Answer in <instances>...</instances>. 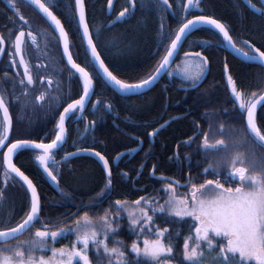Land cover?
<instances>
[{"label":"snow or ice","instance_id":"1","mask_svg":"<svg viewBox=\"0 0 264 264\" xmlns=\"http://www.w3.org/2000/svg\"><path fill=\"white\" fill-rule=\"evenodd\" d=\"M7 3L14 11L17 29L14 36L11 32L8 37L0 34V57L5 54L7 40L10 45L9 66L15 70V83L20 86V94L15 99L24 97L22 103L25 107L29 105L30 99L36 106H46L49 109L53 106L59 108L61 103L66 106L58 113L50 142H38L29 137L10 139L13 131L10 102L5 94L0 93V171L3 184L7 186L9 180L20 183L28 195L26 209L15 222L12 217L0 218V264H101V254L106 259V264H172L174 247L172 238L168 235L169 228L157 224V217L165 225H189V232L184 236L182 245L185 264H264V156L257 163L254 152L256 147L264 148V127L257 122L258 106L264 104V86L259 91L250 93L247 89L238 87L227 63L224 65L226 86L230 90L229 101L239 125L226 128L221 121L213 130L212 117L208 116V130L204 131L193 120L194 135L185 141V145L190 146L200 137L198 147L206 158L211 159L202 170V180H195L189 174L183 184L172 177H156L157 169L153 165L152 176L163 185V203L155 196L141 195L131 202L117 199L109 203L103 214L95 212L93 208L79 206L76 212L64 213L53 222L50 217L47 220L42 217L41 196L37 185L14 162V157L24 150H36L35 160L56 185L61 199L71 204L73 202L69 195L60 188V164L80 155L95 157L105 173V183L99 197L90 199H95V207H100L113 190V165L109 159L100 151L86 147L68 153L63 161L55 160V153L62 150L66 142V122L73 117L83 118L97 85L101 90L111 88L125 95L141 94L143 90L151 89L161 73L168 69L170 76L179 70L189 87L197 88L209 65V58L203 51H185L184 61L176 69L171 65L175 63L173 57L189 34L201 28H207L221 38L215 43L202 41L206 48L226 45L242 55L246 61L261 66H264V50L247 39L235 40L227 24L213 15L204 14L202 0H182V14L178 16L177 27L171 35L166 31L167 25L161 16L158 36L163 42V53L157 66L144 78L129 82L115 74V70L110 69L105 58H102V51L107 50V45L103 49L98 47L101 28L96 27L94 32L90 27L85 0H74V12L66 22H62L53 10L55 5L51 0H27L34 11L42 14L56 44L61 46L62 59L66 60L69 67V81L75 78L80 86L81 94L78 99H71V102L61 101L59 84L52 87V76L37 73L34 78V68H47L49 65L41 63L33 66L26 56L29 45L35 49L40 48L41 34L32 28L29 20L21 13L17 0H7ZM155 3L161 13L171 11L176 15L170 0H155ZM248 4L264 19V0H261L259 7L252 0H248ZM137 5L138 0H127V5L118 12L109 27L126 21L134 14ZM107 8L112 12L113 0H107ZM191 9H196L199 14H193ZM66 23L69 28H66ZM69 29H72L75 41ZM43 39L46 49L48 39L46 36ZM75 43L83 48L84 59L81 62L74 58L72 49ZM4 75L7 77L8 74L5 72ZM37 83L44 87L38 94L32 95V89ZM101 104L97 99L92 109L98 110L97 105ZM102 107L106 111H112L113 108L111 103ZM168 123L170 122L162 123L149 132L148 136L157 137ZM95 125L96 120L90 121L85 126V131L94 130ZM242 148L246 151H241ZM124 155L125 153H120L115 160L120 161ZM50 161L55 164V168ZM175 161L180 163L178 153ZM209 175L211 178H207ZM178 189L184 191L180 192ZM3 198V190L0 189V201ZM121 212L126 213L129 231L135 236L130 246L117 238L120 233ZM37 223L40 227H37ZM29 233L32 234L29 236ZM176 235L179 236V233ZM25 236L29 238L24 239ZM68 237L71 239L67 244L56 246L58 241ZM131 254L134 257L130 260Z\"/></svg>","mask_w":264,"mask_h":264},{"label":"trees","instance_id":"2","mask_svg":"<svg viewBox=\"0 0 264 264\" xmlns=\"http://www.w3.org/2000/svg\"><path fill=\"white\" fill-rule=\"evenodd\" d=\"M51 2L55 5L53 10L62 22H66L74 12V0H51ZM170 3L173 4L176 15H173L171 11L161 13L155 0H138L133 15L124 22L108 27L118 12L127 5V0H117L111 15L108 13L107 0H85L90 27L94 32L96 27L101 28L102 34L98 47L103 49V46L107 45V50L102 51V58H105V63L109 65L110 69H114L115 74L120 78L136 82L155 69L163 53V42L158 36L161 16L164 17V23L167 25L166 31L171 35L177 27L178 16L182 14L180 11L182 0H170ZM252 3L259 7L261 1L252 0ZM17 5L36 32H40L43 27L49 28L45 19L28 4L17 0ZM201 7L204 9V14L213 15L227 24L231 28L235 40L247 39L264 50V19H261V15L247 9L241 0H203ZM191 12L199 14L196 9H191ZM15 20L14 12L3 0H0V32L8 30V35L11 32L14 36L17 29ZM65 26L69 28L68 23ZM69 30L73 41H75L72 29ZM217 39L221 38L207 28H202L190 36L180 51L179 58L182 60L185 59V51H203L208 56L209 73L200 87L194 90L183 89V87L189 86V83L179 76L173 75L171 85L170 81L164 77L152 90L135 97V100L118 95L119 101H116V107L126 121L132 122L128 128L135 135V139L125 137L111 126L101 130L100 136L106 143V150L110 155H116L137 146L141 141L143 142V148L132 156L130 162L124 164V169L131 171V177L138 176L140 173L136 179V186L145 188L143 193H149L148 197L159 198L161 203H163L165 193L162 183L156 177L161 175L172 177L180 180L181 184L185 183L189 174L195 180H202V170L211 159V157L206 158L198 147L200 137H197L196 142L191 143L190 146L185 145V141L194 135L193 120L204 131L208 130V116L212 117L213 130H215L216 124L221 121L226 128L230 125H239L237 115L232 111V104L229 101L230 91L226 86L225 63L228 64L230 73L237 81L238 87H243L250 93L259 91L261 86H264L263 67L245 64L235 59L226 50L219 47L206 48L201 43L202 41L215 43ZM73 54L79 62L84 59L83 48L79 43H75ZM174 68H176L175 65ZM224 109L228 111H224ZM175 117L178 118L162 129L152 143L148 133ZM257 122L264 127V106L258 113ZM127 125L128 123L125 124V126ZM225 139L231 144L227 137ZM241 151L246 150L242 148ZM254 152L256 161L259 163L260 158L264 156V149L256 147ZM32 153L30 150H24L15 158L17 163L21 157L23 166L20 167L30 176L33 171L41 172L40 167L32 158ZM177 153L180 158L179 164L175 161ZM153 165L157 169L154 178L151 177ZM141 166H143L142 171L140 170ZM63 169L67 172L65 176L67 188H61V190L69 195L73 203L69 204L61 199L56 189L47 183L45 189L40 192L42 217L46 220L50 217L55 222L64 213L76 212L79 206H87L93 208L95 212L103 214V210L108 209L109 203L117 199H126L131 202L144 195L140 190L128 189L129 183L122 181L121 177L115 173L112 175L115 188L113 186L111 195L107 196L100 207H95L96 200L90 198H98L100 188L105 183V173L101 165L91 158L84 157L69 164L65 163ZM207 178H211V175ZM178 191L183 192L184 189H178ZM121 215L122 212L120 217ZM156 223L161 227L169 228L168 235L171 236L174 247L172 264H185L182 257V245L184 236L189 232V225L187 223L165 225L159 217L156 218ZM120 224H125V229L129 228L127 217L120 219ZM39 225L37 223V226ZM177 233L179 236L176 235ZM117 238L122 240L126 246H130L135 236L134 234L128 236L119 233ZM68 242L64 241L63 244ZM63 244L59 241L56 246L61 247ZM133 257L134 254H131L129 259L131 260ZM101 264H106L103 254H101Z\"/></svg>","mask_w":264,"mask_h":264},{"label":"flooded vegetation","instance_id":"3","mask_svg":"<svg viewBox=\"0 0 264 264\" xmlns=\"http://www.w3.org/2000/svg\"><path fill=\"white\" fill-rule=\"evenodd\" d=\"M110 24L111 22L109 23V25ZM34 30L36 31V29ZM37 33L41 34L40 48L35 49L29 45L26 49V56L30 59V62L33 66L43 63L45 65H49V67L40 68V69L34 68V78L36 77L37 73L48 74L52 76L54 80V84L52 86L53 88L56 87L57 83L59 84L60 87L59 95L61 101L67 100L68 102H71V99H78L79 95L81 94L80 86L77 84L75 78H73L71 81H69L68 79L69 67L66 65L65 59H62L61 46H58L56 44L55 37L53 36L49 28L43 27L42 30ZM0 34L4 35L5 37L9 36L8 30L2 31L0 32ZM44 36H46L48 39V47L46 49L44 48V39H43ZM9 46H10L9 42L6 40L5 54L0 62V93L5 94L10 102L9 110L13 119V131L10 135V139L29 137L37 140L38 142L40 140H44L45 142H50V139L53 137V133L55 130V121L58 119V113L62 111L63 107L66 106V104L61 103L59 108L53 106L52 109H49L46 106L45 107L36 106L34 103L31 102L30 99L29 105L25 107L23 106L22 103L24 97L21 96L20 100L15 99V96H19L20 94V86L15 83V70L9 66L10 64V61L8 59ZM77 62H79L78 59ZM19 70L22 72V69ZM5 72L8 74L7 77H5L4 75ZM163 79L164 78H162L160 82ZM42 87L44 86L37 83L32 89V95L38 94L39 91L42 89ZM137 96H141V95H137ZM137 96H130L125 98H128L129 100L131 99L135 100L134 98ZM97 99H99L102 102V104L97 105L98 110H93L92 105L95 104ZM116 101H119V97L118 94L113 89L108 88L101 90L100 86L97 85L95 95H93L90 98L83 118L73 117L66 122V126L68 129L66 142L63 145L62 150H58L55 153V160L63 161V157L68 153L75 152L80 148L92 147L96 151H100L103 155L106 156V158L109 159L110 163L113 165L114 168V169L112 168V173L113 174L117 173V175L121 177L122 181L129 183L128 189L130 188L132 191L140 190L141 193H143L145 191V188H138L136 186V179L138 178L140 173L138 174V176L131 177V171H126L124 169L125 166L124 164L126 162H130L132 156L139 151L126 154L121 158V160L118 162L117 165L114 164V160L117 155L125 151H129L137 148L142 141L139 142V144L133 148L126 149L120 153H117L116 155L115 154L110 155L106 150L107 148L106 143L104 142L103 138L100 136L101 130L104 127L109 128L111 126L116 132L123 134L125 137H128L129 139H135V135L131 132V129L128 128V126L131 125L132 122L126 121V119L121 116L119 109L116 107ZM108 103L112 104L113 106L112 111H106L102 107V105ZM92 120H96L95 128L94 130L90 129L89 131L86 132L85 126ZM126 123H128L127 126H125ZM29 150L33 152L32 158L34 162H36L37 166L40 167L38 161L35 160L34 153L36 150H31V149ZM84 157L87 156L70 158V160L63 161L60 164L59 174H58V179L60 180V188L63 189L67 188L66 186L67 179L65 177L67 172L66 170L63 169V165L65 163L69 164L70 162L75 161L78 158H84ZM15 158L16 157H14V162H15ZM49 163L55 168V164H53L52 161H50ZM16 164L18 167L23 166L21 162V157H19ZM0 168H2V165H0ZM122 173H126L127 175L122 176L121 175ZM25 174L28 175L30 179H32L33 182L37 185L39 193L41 192V190L45 189L47 183L53 189H56V185L50 179L44 178L45 174L43 171L41 172L33 171V174L31 176L27 172H25ZM0 189H2L4 193V198L2 201H0V218L9 219V217H12L14 218L13 222H15V219H18L22 215L23 210L26 209V205L28 203V195L26 194V190L24 187H21L20 183H14L12 180H9L7 186H4L2 171H0ZM102 189L103 186L100 188V192L102 191ZM143 194H144L143 196L145 197L149 195V193H143ZM37 227H40V225ZM31 234L32 233H29V236ZM29 236H25L24 239H28Z\"/></svg>","mask_w":264,"mask_h":264},{"label":"water","instance_id":"4","mask_svg":"<svg viewBox=\"0 0 264 264\" xmlns=\"http://www.w3.org/2000/svg\"><path fill=\"white\" fill-rule=\"evenodd\" d=\"M23 1H25V2L27 3V0H23ZM115 1H116V0H113V8H114V3H115ZM242 2H244V3H245V4H246V5H247L252 11H254L255 13L260 14V13L257 12L254 8H252V7L249 6V4H248V0H242ZM112 12H113V10H112ZM112 12H109V10H108V13H109V14H111ZM41 15H42V14H41ZM192 33H193V32H192ZM190 34H191V33H190ZM190 34H189V35H190ZM184 43H185V41L181 44V46H180V48L178 49L176 55L173 57V60H174V61H175L176 57L179 55V53H180V51H181V49H182ZM229 49H230L231 53H232L235 57H237L238 59H240V60H242V61H245V62H249V61H246V60L243 58L242 55L236 53V52H235L233 49H231L230 47H229ZM5 50H6V44H5ZM2 58H3V57H0V62H1ZM65 61H66V60H65ZM250 63H255V62H250ZM256 64H258V63H256ZM173 65H174V64H172L171 67H172ZM258 65H259V64H258ZM166 74H168V69H165V70L161 73V76H160V78L158 79V81L155 83V85L158 84V83L160 82V80H161L164 76H166ZM207 74H208V70L206 71V74H205L204 78L200 81L199 86L204 82L205 78L207 77ZM168 78L171 80V76H170V75H168ZM155 85H153L152 88H154ZM199 86H198V87H199ZM152 88H151V89H152ZM151 89H145V90H143V92H142L141 94H144V93L150 91ZM187 89L192 90L193 88H190V87H189V88H187ZM194 89H195V88H194ZM113 90H114V89H113ZM114 91H115L117 94H119V95H121V96H123V97H130V96L141 95V94H127V95H125V94L119 93V92L116 91V90H114ZM263 105H264V104H261L260 106H258L257 115H258L259 110L263 107ZM177 118H178V117H175V118H173V119H170V120L167 121V122H170V123H171V121H173V120H175V119H177ZM170 123H168V125H169ZM168 125H167V126H168ZM151 139H152V142H153V138H151ZM142 146H143V143H140V145H139L137 148H135V149H137V151H140L141 148H142ZM137 151L129 150V151H125V152H123V153H125V155H126V154H129V153H132V152H137ZM125 155H124V156H125ZM80 156H87V155H80ZM77 157H79V156H77ZM88 157H90V156H88ZM73 158H74V157H73ZM91 158H93V159H95V160L97 161V159H96L95 157H91ZM118 162H119V161L114 160V164H115V165H117ZM38 163H39V162H38ZM41 170L43 171L42 168H41ZM45 175H46V174H45ZM46 176H47V175H46Z\"/></svg>","mask_w":264,"mask_h":264},{"label":"bare ground","instance_id":"5","mask_svg":"<svg viewBox=\"0 0 264 264\" xmlns=\"http://www.w3.org/2000/svg\"><path fill=\"white\" fill-rule=\"evenodd\" d=\"M3 2H5V4L11 9V7L9 6V4L7 3V0H3ZM117 2V0L115 1V3ZM115 3H114V6H115ZM243 3V5L247 8V9H249L250 11H252L244 2H242ZM12 10V9H11ZM13 11V10H12ZM14 12V11H13ZM252 12H254V11H252ZM202 29V28H201ZM199 30V29H198ZM197 31V30H196ZM196 31H194L193 33H191L187 38H186V40H185V42L190 38V36L191 35H193ZM219 48H221V49H223V50H226L228 53H230V55L231 56H233L235 59H237L238 61H240V62H243V63H245V64H251V65H258V64H256V63H250V62H245V61H242V60H240V59H238L237 57H235L232 53H231V51H230V49H229V47L228 46H226V45H224V46H222V47H219ZM182 63V59H180L179 58V56H177L176 57V59H175V63H174V65L175 66H177V65H179V64H181ZM259 66H261V65H259ZM261 67H263L264 68V66H261ZM208 75V74H207ZM172 84V81H170V85ZM165 88H166V86H165ZM147 93V92H146ZM146 93H144V94H146ZM144 94H141V95H144ZM44 178L45 179H49L47 176H44Z\"/></svg>","mask_w":264,"mask_h":264},{"label":"rangeland","instance_id":"6","mask_svg":"<svg viewBox=\"0 0 264 264\" xmlns=\"http://www.w3.org/2000/svg\"><path fill=\"white\" fill-rule=\"evenodd\" d=\"M184 61V60H183ZM175 74H177L178 76H180L181 77V74H180V71L179 70H176L175 71ZM182 78V77H181ZM124 217H127V215H126V213H123L122 212V215H121V217H120V219H122V218H124ZM125 227V224H120V233H122V234H124V235H128V236H131V232L129 231V228H127V229H125L124 228ZM69 238L70 237H68V238H64V239H62L60 242L63 244V242L64 241H66V242H68V240H69ZM64 240V241H63ZM59 242V241H58ZM64 245V244H63ZM58 247V246H57Z\"/></svg>","mask_w":264,"mask_h":264}]
</instances>
